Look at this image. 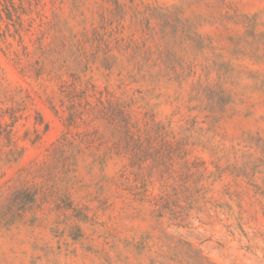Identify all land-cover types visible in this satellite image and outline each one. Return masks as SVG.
I'll list each match as a JSON object with an SVG mask.
<instances>
[{
    "label": "rangeland",
    "instance_id": "obj_1",
    "mask_svg": "<svg viewBox=\"0 0 264 264\" xmlns=\"http://www.w3.org/2000/svg\"><path fill=\"white\" fill-rule=\"evenodd\" d=\"M0 264H264V0H0Z\"/></svg>",
    "mask_w": 264,
    "mask_h": 264
},
{
    "label": "trees",
    "instance_id": "obj_2",
    "mask_svg": "<svg viewBox=\"0 0 264 264\" xmlns=\"http://www.w3.org/2000/svg\"><path fill=\"white\" fill-rule=\"evenodd\" d=\"M6 12H7V14H9L8 11H6ZM18 20H21V14L18 15Z\"/></svg>",
    "mask_w": 264,
    "mask_h": 264
}]
</instances>
